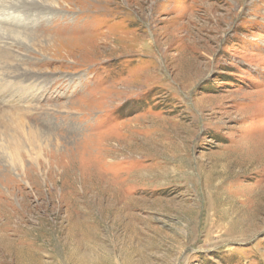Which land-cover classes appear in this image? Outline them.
<instances>
[{"label": "rangeland", "instance_id": "374dc122", "mask_svg": "<svg viewBox=\"0 0 264 264\" xmlns=\"http://www.w3.org/2000/svg\"><path fill=\"white\" fill-rule=\"evenodd\" d=\"M0 264H264V0H0Z\"/></svg>", "mask_w": 264, "mask_h": 264}]
</instances>
